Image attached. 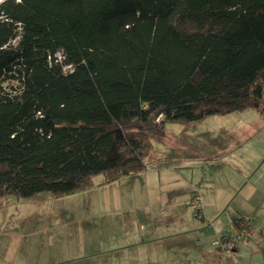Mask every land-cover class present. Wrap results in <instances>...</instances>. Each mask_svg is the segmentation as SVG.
<instances>
[{"label": "trees", "instance_id": "obj_1", "mask_svg": "<svg viewBox=\"0 0 264 264\" xmlns=\"http://www.w3.org/2000/svg\"><path fill=\"white\" fill-rule=\"evenodd\" d=\"M263 100L264 0H0V196L144 170L166 122Z\"/></svg>", "mask_w": 264, "mask_h": 264}, {"label": "rangeland", "instance_id": "obj_2", "mask_svg": "<svg viewBox=\"0 0 264 264\" xmlns=\"http://www.w3.org/2000/svg\"><path fill=\"white\" fill-rule=\"evenodd\" d=\"M150 137L154 148L165 154L164 157L174 156L175 151L185 153V155L187 152L197 157L200 154L213 156L215 151L218 152L233 146L235 149L229 154V158H232V162L236 163L238 147L242 148L241 151L252 150L253 154L263 151L264 100L260 108L249 106L227 113L210 114L192 122H166L162 132L150 133ZM166 159L164 158L165 161ZM172 159L170 158V160ZM160 161L163 160L160 159ZM190 162L195 164V168L198 163L205 168L212 166L215 169L212 174L215 179L220 176L225 180L228 173L232 171L230 165L222 164L218 159L207 160L206 164H201L203 161L198 162L196 158L190 159ZM215 166L218 168L216 169ZM152 169L147 167L144 169L145 171L125 174L124 177L118 178L119 180L110 182H104L103 176L97 174L93 177L91 186L67 195L56 196L49 192H39L28 198L12 193L1 195L0 264H43L38 261L36 256L32 257V255L33 251H37V247H40L46 241L45 239L49 238L48 233L52 231L51 228L56 227L51 223L53 219L46 217L48 212L75 213L79 216H83L84 213H88V215L92 213L91 217L94 213L96 216L93 219L98 218L96 221L100 222L103 216V219L110 217L109 212L113 206L111 199L114 196L140 194L146 196L147 204L151 206V208H147L149 228L154 226L158 231L170 229L174 232L165 234L157 242L152 243L145 254L148 261L157 259L160 262L168 252L177 249L176 260L169 264H201L198 254L216 250L217 237L223 233L233 232L230 219L236 216L235 211L239 210L250 221L249 232L258 234L252 238L242 239L235 247L236 249L227 252L229 258L226 262L228 264H264L263 195L255 196L250 201L238 194L227 203H223L225 208L221 213L215 215H206L202 196L203 206L200 212H196L193 206L189 205V201L187 213L176 207H173V210L170 207L165 209V205L173 206L174 203L165 202L163 204L157 198L158 189L161 188H157L154 181L157 180L160 173ZM187 170L190 171L188 168ZM187 170L184 169V173H187ZM221 178L220 180L223 181ZM196 188L199 190L198 187ZM168 210H170V215H168ZM160 211L163 213L161 214ZM72 220L76 219L72 218ZM62 224L64 226L61 228H64L66 225L64 222ZM72 228H76V226H72L71 230ZM59 230L60 228H57V231ZM140 240L136 237L132 242L141 243ZM157 247H162L163 252H154ZM136 250L131 252L133 257L138 253ZM127 264L135 263L127 262ZM215 264H224L223 258L220 259L217 255Z\"/></svg>", "mask_w": 264, "mask_h": 264}, {"label": "crops", "instance_id": "obj_3", "mask_svg": "<svg viewBox=\"0 0 264 264\" xmlns=\"http://www.w3.org/2000/svg\"><path fill=\"white\" fill-rule=\"evenodd\" d=\"M233 149L235 148L232 146L218 152L215 151L213 156L200 154L199 157L187 152L185 155V153L175 151L174 156L164 157L165 154L154 148L153 160L147 167L160 173L157 180L154 181L156 187L161 188L158 189L157 198L163 204L165 202L174 203L173 206L165 205V209L170 207L173 210V207H176L187 213L189 198L196 187L199 188L203 197L206 215L221 213L225 208L223 203H227L238 194L250 201L255 196H264V148L261 153L257 151V154H253L252 150L241 151L242 148L238 147L236 163L232 162V158H229ZM164 158H167L166 161ZM170 158L173 159L170 160ZM195 158L198 159V162L203 161L201 164H206L205 161L207 160L218 159L222 164L230 165L232 171L228 173L229 175L225 180L220 176L215 179L212 176L215 169L212 166L205 168L203 165H198L199 163H196L195 168V164L190 162V159ZM184 169L187 170V173H184ZM122 177L124 175L120 176L119 179ZM111 202L113 206L109 212L110 217L103 219V216L100 222L96 221L98 218L93 219L96 216L94 213L91 217L92 213L90 215L84 213L85 215L79 216L75 213L48 212L46 217L53 219L51 223L56 227L51 228L52 231L48 233L49 238L45 239L44 244L37 247L38 249L36 248L37 251H33L32 257L36 256L38 261L43 264H127V262L169 264L176 260L177 249L168 252L160 262L157 259L148 261L145 255L153 242H157L165 234L174 232L170 229L158 231L154 226L149 228L147 208H151V206L147 204L148 201L144 194L114 196ZM169 211H167L168 215H170ZM160 213L163 212L160 211ZM235 213L236 216L230 219L232 231L236 230L234 220L239 217L246 219L248 228L251 229L248 217L239 210H236ZM72 218L76 220H72ZM63 222L66 226L61 228L64 226ZM150 224L152 225V222ZM72 226H76V228L71 230ZM57 228L60 230L57 231ZM257 234L249 232L243 237V240L247 237L257 236ZM136 237L141 239V243L132 242ZM135 249L138 253L133 257L131 252ZM154 252L162 253L163 248L157 247ZM216 254V250L198 254L199 261L201 264H215L218 255Z\"/></svg>", "mask_w": 264, "mask_h": 264}, {"label": "built area", "instance_id": "obj_4", "mask_svg": "<svg viewBox=\"0 0 264 264\" xmlns=\"http://www.w3.org/2000/svg\"><path fill=\"white\" fill-rule=\"evenodd\" d=\"M189 205L193 206L196 212L202 211L201 192L197 188H195L191 193ZM242 239V230H235L232 233H223L217 237L215 242L216 251L220 259L223 258L224 264H228L226 262L229 258L227 252L234 250Z\"/></svg>", "mask_w": 264, "mask_h": 264}]
</instances>
